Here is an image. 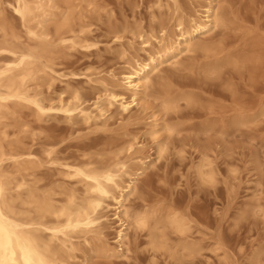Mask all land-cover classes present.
<instances>
[{"label": "bare ground", "instance_id": "6f19581e", "mask_svg": "<svg viewBox=\"0 0 264 264\" xmlns=\"http://www.w3.org/2000/svg\"><path fill=\"white\" fill-rule=\"evenodd\" d=\"M163 6L169 19H159L157 26L124 25L113 30L119 41L125 33L140 40L146 57L131 55L123 47L120 54L126 60L119 72L111 70L99 78L86 76L98 85L87 99L78 88L64 85L54 89L68 77L56 69V58L66 48L96 46L83 13L95 10V1L0 0V131L5 119L15 117L20 107L31 109L39 120L63 117L70 123L96 126H106L113 114L129 118L135 111L153 108L146 117L150 118L147 134L159 160L168 154L170 138L180 131V123L172 117L181 102L200 103L204 116L199 123L201 132H215L221 139L231 130L262 120L264 98L248 101L245 94L255 92L260 80L264 82V25L247 27L224 0H204L191 14L182 11L180 0H158L157 8ZM7 9L18 19L28 42L7 20ZM218 29L239 33L235 39L218 40L212 35ZM188 58L193 61L187 63ZM226 67L247 78L246 88L241 90L229 81L228 91L219 101L164 75L166 68H194L206 76L219 77ZM14 121L21 131L29 130L27 123ZM124 134L106 159L69 161L61 160L52 146L44 148V160L29 147L7 148L2 138L9 134L7 130L0 132V264H89L77 238L91 246L94 257L127 258L132 226L148 232L152 250L165 251L173 259H193L201 253L204 247L191 237L192 225L183 213L163 205L132 211L130 198L138 193L139 180L152 160L142 154L145 145L139 136ZM211 151L212 143H204L195 167L203 183L216 180ZM44 163L59 165L64 178L81 183L82 191L65 185L59 192L55 188L39 191L28 177L33 173L28 171ZM105 210L113 211L114 245L104 235ZM78 251L84 257H78Z\"/></svg>", "mask_w": 264, "mask_h": 264}, {"label": "rangeland", "instance_id": "374dc122", "mask_svg": "<svg viewBox=\"0 0 264 264\" xmlns=\"http://www.w3.org/2000/svg\"><path fill=\"white\" fill-rule=\"evenodd\" d=\"M95 10H85L84 20L88 22L91 41L96 44L88 49H64V54L56 58V69L68 74L63 83L57 82L54 89L68 85L78 88L87 99L96 91L86 76L99 78L111 70L119 72L125 65L121 49L128 48L131 55L146 57L140 49V40L132 39L129 33L119 41L113 30L124 25L145 27L157 26L163 18L168 20L166 7L157 8L158 0H94ZM224 0L236 15L241 16L249 28L264 25V0ZM165 3L166 0H163ZM204 0H180L182 11L193 13ZM6 18L16 30L23 34L22 40L28 42L16 16L7 9ZM239 30H216L214 39H235ZM134 41V47L130 43ZM187 63L193 61L186 59ZM200 61V55L195 59ZM167 75L175 83L192 85V90L201 92L216 101L228 91L229 81L245 90L247 78L231 67H226L222 74L206 76L199 70L184 68L170 70ZM245 87V88H244ZM47 93L46 87H43ZM255 92L247 91L248 101L264 98V82L255 85ZM204 103V98L202 99ZM156 102L153 103V105ZM156 109V108H155ZM153 108L135 111L131 117L113 114L107 125H88L84 122L70 123L63 117L39 120L27 107L18 108L15 117L5 119L2 130L8 136L2 138L7 148L15 146L29 147L44 160V148L52 146L61 160H79L92 157L95 160L108 158L113 144L121 141L130 132L137 135L144 143L143 155H150L152 165L139 180V191L130 198L133 212L146 206L163 205L183 213L192 225L191 237L203 245L199 255L183 261L173 259L165 251H154L148 242V232L132 226L131 252L126 257L106 259L94 257L91 246L77 238L89 264H264V117L259 122L231 130L224 138L215 132L204 134L199 123L201 104L181 107L172 119L180 123V131L170 138V149L161 159H156V147L147 134L146 118ZM27 123L29 130L21 131L15 121ZM0 131V132H1ZM211 142L213 151L210 158L216 167L214 183H203L196 172L200 161L201 147ZM139 154V153H138ZM141 154V155H142ZM31 183L39 191L55 188L61 191L63 185L82 191L81 183L64 178L59 165L44 163L43 166L29 170ZM112 210L103 211V231L109 244H115V227ZM174 236V234H172ZM94 246V244H93ZM78 257H84L78 251Z\"/></svg>", "mask_w": 264, "mask_h": 264}, {"label": "snow or ice", "instance_id": "6c2138e0", "mask_svg": "<svg viewBox=\"0 0 264 264\" xmlns=\"http://www.w3.org/2000/svg\"><path fill=\"white\" fill-rule=\"evenodd\" d=\"M211 180V178H209V181Z\"/></svg>", "mask_w": 264, "mask_h": 264}]
</instances>
